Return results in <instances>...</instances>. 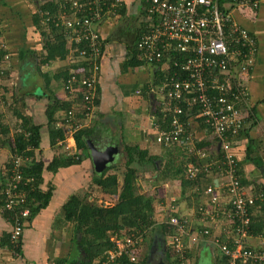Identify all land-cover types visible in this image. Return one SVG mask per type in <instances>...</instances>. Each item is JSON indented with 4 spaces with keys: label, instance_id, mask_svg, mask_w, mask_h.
I'll return each mask as SVG.
<instances>
[{
    "label": "crops",
    "instance_id": "0c3cea01",
    "mask_svg": "<svg viewBox=\"0 0 264 264\" xmlns=\"http://www.w3.org/2000/svg\"><path fill=\"white\" fill-rule=\"evenodd\" d=\"M46 1L0 0V43L4 45L3 54L10 56L1 63L9 62L10 66L0 72V124L5 128L8 126L7 129L3 128L5 131L0 128V186L6 178V170L14 153L10 142L14 140L15 133L22 129L17 116L21 113L35 125L41 126V144L30 160L44 163L40 188L44 191L51 188L47 206L24 221V231L17 245L21 253L14 251L10 244L13 219L0 201V264H53L58 263L59 259L77 260L81 250L76 244L74 224L65 217L66 203L74 196L94 201L101 192L107 205L111 197L118 199V194L96 187L93 179L112 166L102 183L105 185L107 177L113 174L122 181L124 171L120 175V168L127 167L130 153L136 152L133 147L148 151L150 155L161 154L162 157L170 156L180 147H167L155 140L162 128L155 115L156 108L160 106L158 102L162 99L158 88L169 72L171 58L165 57L163 61L153 63L146 62L140 56L138 40L151 32L153 23L147 15L144 0H122L120 10H124V13L119 10L116 17L106 19L100 25L105 46L98 83L99 102L94 117L86 122V127L93 131L89 141L101 151L109 146L114 147L117 154L105 167L99 168L91 158L89 147L86 155L73 143L72 151L81 155L82 161L68 167H58L55 171L49 168L54 158L69 156L71 150L62 144L68 138L64 126L65 111H55L52 115L55 121L49 123L47 110L51 99L48 96L54 95L62 103H72L77 108L80 104H77L76 94L68 93L63 86L65 75L77 69L79 64L69 56L66 59L45 58L47 28L40 27L42 21L40 23L39 19ZM239 9L232 7L230 11L238 23L257 36L259 49L253 71L244 79L249 92L246 106L249 104L254 108V117L250 123L249 117L246 119V133L237 136L236 155L239 176L247 191L256 197L260 192L263 194V199L258 198L252 207V231L246 243L251 248L264 249V0H261L258 9ZM134 58L137 63L131 64ZM44 76H48V84ZM246 106L243 107L244 111L247 110ZM52 128L62 130L64 136L63 139L55 136L54 145L50 138ZM191 132L194 137L191 148L203 141L205 147L209 144L211 151L214 149L218 153V146H215L207 126L197 128L195 123ZM179 150L171 154L179 156L177 161L191 158L188 153ZM160 160L158 171L144 162L140 175V179H144L139 181L144 191L154 198L152 234L141 246L144 264H171L175 259L171 250L174 249L172 234L164 233L163 227L159 228L174 212L185 218L188 235L184 237L183 248L188 264H227L218 240L222 243L232 237L227 214L228 198L221 196L219 210H216L210 202V195L205 192L209 183L201 184L200 189L190 185L182 187L177 177L172 176L173 172L159 176L167 164L165 159ZM203 161L206 163L208 160ZM213 182L218 185L216 177Z\"/></svg>",
    "mask_w": 264,
    "mask_h": 264
},
{
    "label": "built area",
    "instance_id": "2783aa9c",
    "mask_svg": "<svg viewBox=\"0 0 264 264\" xmlns=\"http://www.w3.org/2000/svg\"><path fill=\"white\" fill-rule=\"evenodd\" d=\"M53 1L56 9H41L42 18L45 21L52 20L65 31L70 52L74 42L84 45L77 55H69L79 66L63 81L65 91L72 95L79 93L82 99L78 109L73 108L65 114L64 126L68 138L62 141L71 150L70 154L78 158L79 154L72 151L75 146L74 135L86 127L87 120L94 117L97 108L99 72L104 55L97 24L116 17L122 0L108 4L106 0ZM144 1L153 25L151 32L140 38V56L146 62L153 63H159L165 57L171 58L169 72L158 88V94L162 97L158 104L166 114H172V127L160 128L155 140L164 146H191L193 134L180 116L197 108L195 117L204 120L215 146H218L220 159L210 160L206 150L195 149L194 154L201 163L186 164L185 173L189 178H195L202 168L217 169L218 185H209L205 192L210 195V202L216 210H219L221 196L228 198L227 214L232 226V244L218 240L227 264L264 262V249L251 248L246 243L250 235L252 207L258 198L263 199V194L260 192L256 197L248 192L237 174L236 139L246 127L249 104L246 111L243 107L248 102L249 92L242 76H237L229 68L232 62H239L238 66L245 71V66L254 63L258 52L256 40L247 28L234 20L231 12L222 8L221 0ZM260 4L261 0H238V6L243 8H258ZM3 48L4 45L0 43V50ZM177 52L185 54L184 58L177 57ZM9 58V54L1 58L0 72H4L1 63ZM77 113L84 116L82 121ZM11 159L3 180L2 194L3 208L11 213L13 219L11 242L17 246L24 231V221L31 214L30 189L25 186L31 184L34 178H26L22 170V166L31 163L29 156L13 153ZM205 159L208 160L206 163L203 161ZM164 224L175 229L171 243L177 252H182L184 237L188 235L185 220L179 214L171 213ZM205 232L209 233L208 230ZM111 240L115 242V248L105 250L92 264H124V259L130 263L139 262L137 250L145 240L141 231L114 235Z\"/></svg>",
    "mask_w": 264,
    "mask_h": 264
},
{
    "label": "trees",
    "instance_id": "16d2710c",
    "mask_svg": "<svg viewBox=\"0 0 264 264\" xmlns=\"http://www.w3.org/2000/svg\"><path fill=\"white\" fill-rule=\"evenodd\" d=\"M115 1L116 0H106V3L108 4ZM220 2L222 8L225 9L226 11H230L232 7H236V8L238 7V0H221ZM144 3L145 6H147V3L145 1ZM44 5L46 7H42V9H48L50 11H54L56 9L53 0H47ZM69 8L71 10L70 5ZM119 10H118V14H119ZM120 13H124V10H120ZM45 20H46L45 18L40 17L39 22L41 23L42 21L43 23L44 21L43 24L41 23L40 27L42 28L44 27V29L47 28L46 35L48 36V41L45 46L47 53L45 55V58H47V60L57 59V58L66 59L71 53L72 55L75 56L78 54L79 50L84 47L83 44L74 42L72 46V52H70L71 50L68 48L69 44L64 34L65 31L59 28L58 26H56V24L52 20L50 21H45ZM104 21L105 19L97 24V30L100 34V42L103 50L105 46V41L100 31V25ZM239 25L243 26L241 23H239ZM248 31L250 32L251 35L254 36L256 40V46L259 49L257 36L254 35V33H252L250 30ZM3 53H5V51L0 50V60L4 55ZM184 55L185 54H182L180 52H177L176 54L177 57H181V58H184ZM136 63L137 61L135 58L131 60V64H136ZM238 65L240 66L239 62L237 63L232 62L229 68H232L233 72L237 76L241 75L242 76L241 79H245V77H249L250 74L252 73L255 65V61L253 64L245 66V71H242ZM101 70H102V66H101ZM100 74L101 71L99 72V76ZM67 75L68 74L65 75L64 79L67 78ZM77 75L79 76L80 74L77 73ZM44 77L46 83L48 84L49 81L48 76H44ZM48 97L51 99V102L47 110L49 123L55 121V118L52 117L55 111L64 110L66 114L67 111L73 108L78 109L75 104L62 103L58 98L54 97V95H49ZM76 101L77 104L82 103L81 94L78 93L76 95ZM98 102L99 100L97 98L96 105L98 104ZM251 108L252 107H249L248 109L249 123L250 121L253 120L254 117V110H253L254 108L252 109ZM196 112H197V108L191 110V112L188 113L189 115L187 113H184L183 115L180 116L181 120L185 123L186 128L190 131L195 126V123L197 124V128L199 127L202 128L203 126L204 127L206 126L204 120L195 117ZM155 115L158 116V120L160 121L161 127L163 129H170L172 127V123H171L172 114H166L161 109V107L158 106L156 108ZM17 116H18V120H20V126L22 129L15 133L14 140L10 142V144L12 145V149L16 154L31 157L34 154V150L38 149L41 144V131H40L41 126L35 125L29 117L21 113H18ZM77 117L80 118L82 121V118L84 116L81 113H77ZM0 128L2 129L1 131H3L4 130L3 128H5V126L3 124H0ZM7 128L8 126L5 129ZM247 128L245 127L244 128L245 131L242 130L240 134H242L243 132L246 133ZM92 135H93V131L87 127H83L82 129L78 130L74 135L77 148L81 151L84 150L86 155H88V147H89L88 142L90 140V137H92ZM55 136L61 139L64 138L62 130L60 129L56 130L52 128L50 135L52 145H54L56 139ZM8 140L10 141V139ZM167 147H171V146H167ZM191 147L192 146L179 147L182 150V152H184L185 154L188 153L191 157L189 160L184 159L183 161H177L179 159V156H176L175 155L176 153L173 154L174 156H171L173 152L180 151L179 148L171 152L170 154L171 157L170 156L162 157L161 154H159V156L150 155L148 151L139 150L138 147H133V150L136 152L130 153L126 170L123 172L122 181H119L117 175L113 174L107 177V181L105 180L106 181L105 185L102 183L103 178L106 175V172L109 169H111L112 166L105 169L98 176L96 175V177H94L93 179L94 185L101 187L102 190L107 191L109 193L118 194L117 202L111 206H104L101 204L99 205L98 202L90 201L88 198L79 197V196L72 197L71 200L67 202L66 205L64 206V213L66 219L74 224L73 230L75 234V240H76V244L81 250V255H79L77 260L59 259L57 260V262L60 264H92L99 256L102 255V253L105 250L115 248V242L111 240L112 236L114 235L121 236L123 234H131L141 231L144 237H146L145 238L146 240L152 234L151 233L152 230H150V228L154 224V221L152 219L153 210H154L153 209L154 198L151 197L147 191L143 192L142 186L139 183L140 175L143 170L142 166L144 162L145 164H147V166L149 163L150 166H153L158 171L159 170V168L157 167L158 160L161 159L160 161H162L163 159H165L167 161V164L164 165L163 169L159 172V176L162 175V173L173 172L172 176L177 177L176 180H178L179 184H181L182 187L190 185L191 187H197L198 189H200V185L203 183L204 184L209 183V185H214L213 180L215 177H217V172H216L217 169L211 170L207 167L202 168L201 171L197 174V177L189 178L185 173V165L190 162L196 164L201 163V160L198 159V157L194 154L195 149L206 150L208 153L210 152L212 154L211 156V154L209 153L210 160L220 159L219 154L214 149L211 151V147L209 144L208 147H205V142L203 141H201L199 145L197 146L195 145V148H191ZM248 150H250V148H248ZM249 153L250 152H248V154ZM220 155H221V164H222L223 161L222 152L220 153ZM81 161H82L81 155H78V158H76L73 155L58 156L54 158L53 161L49 164V168L55 171L58 169V167H68L70 165L79 164ZM43 167H44V163L41 161L27 163L24 166H22L23 174L25 175V177L34 178V181L31 184L29 183L27 186H25L26 188L30 189L29 190V195H30L29 202H30V210H31L30 217L36 215L42 208H45L51 197V188L48 189L47 191H44L40 188L41 184L43 183ZM7 168H10V165ZM237 174L239 176V172ZM241 183L243 185V181H241ZM29 185H31V188L29 187ZM2 190H3V182L0 186V193H3ZM199 191L202 192L201 190ZM3 196L4 195L1 194L0 201H2V206H3ZM174 215H178V213L174 212ZM181 219L184 220L185 218L181 217ZM159 228L160 229L162 228V231L164 233H169L172 235L174 234L175 229L173 227L167 226L166 224L161 225V227ZM251 231L252 229L250 230V232ZM9 241L13 250L16 251L17 253L19 252L21 253V248L15 246L11 242L10 236H9ZM219 241L221 242V240ZM222 243H227L229 245L232 244L230 240ZM173 247L174 249L171 248V250L173 251V255L175 256V259L173 260V262H171V264H188V261L186 262L187 256L184 249L185 247L183 248L182 252L180 251L177 252L176 247L175 246ZM169 252H170V247H169ZM137 253L140 255L138 263H130L124 259L123 260L124 264H144L145 261H143V258H141L142 256L141 247L140 249L137 250Z\"/></svg>",
    "mask_w": 264,
    "mask_h": 264
},
{
    "label": "water",
    "instance_id": "95a60500",
    "mask_svg": "<svg viewBox=\"0 0 264 264\" xmlns=\"http://www.w3.org/2000/svg\"><path fill=\"white\" fill-rule=\"evenodd\" d=\"M88 146L91 158L99 168L105 167L117 154V150L111 146L105 148L103 151L99 150L91 141L88 142Z\"/></svg>",
    "mask_w": 264,
    "mask_h": 264
},
{
    "label": "rangeland",
    "instance_id": "374dc122",
    "mask_svg": "<svg viewBox=\"0 0 264 264\" xmlns=\"http://www.w3.org/2000/svg\"><path fill=\"white\" fill-rule=\"evenodd\" d=\"M3 66L4 67H8V66H10V64H9V62H6V63H4L3 64ZM126 170V168H124V167H122V168H120V172H119V174L121 175V173L123 172V171H125ZM141 178V177H140ZM120 179H122V177L120 178ZM144 179V178H143ZM143 179H140L139 181H141V180H143ZM144 182V181H143ZM142 183V182H141ZM141 186H142V191L144 192V187H143V185L141 184ZM97 187V186H96ZM95 188V187H94ZM100 188V187H99ZM146 189H148L147 187H145ZM145 189V190H146ZM100 190H102L101 188H100ZM98 193H100V191L98 192ZM100 196H102L101 198H100ZM100 196L99 197H97L96 198V200H94L95 202H98V204L100 205H104V206H111V204L113 203V204H115L116 202H117V198H116V196H113V197H111L110 198V204H106V202H105V199H103V192H101L100 193ZM99 200H102V202H100ZM146 238V237H145Z\"/></svg>",
    "mask_w": 264,
    "mask_h": 264
},
{
    "label": "clouds",
    "instance_id": "9594fccd",
    "mask_svg": "<svg viewBox=\"0 0 264 264\" xmlns=\"http://www.w3.org/2000/svg\"><path fill=\"white\" fill-rule=\"evenodd\" d=\"M229 5H232V4H229ZM259 7H260V6H259ZM259 7H258V8H259ZM239 8H240V6H238V9H239ZM258 8H253V9H258ZM239 10H240V9H239ZM229 12H231V11H229ZM232 15H233V14H232ZM233 18H234V16H233ZM234 20L237 22V20H236L235 18H234ZM74 140H75V138H74ZM75 144H76V143H75ZM14 153H15V152H14ZM11 161H12V159H11ZM11 161H10V162H11ZM9 165H11V163H10ZM6 171H7V170H6ZM29 217H30V216H29Z\"/></svg>",
    "mask_w": 264,
    "mask_h": 264
},
{
    "label": "bare ground",
    "instance_id": "6f19581e",
    "mask_svg": "<svg viewBox=\"0 0 264 264\" xmlns=\"http://www.w3.org/2000/svg\"><path fill=\"white\" fill-rule=\"evenodd\" d=\"M98 115V114H97Z\"/></svg>",
    "mask_w": 264,
    "mask_h": 264
}]
</instances>
